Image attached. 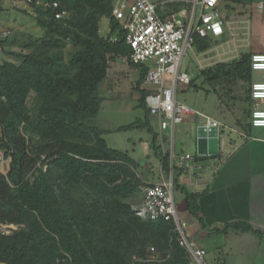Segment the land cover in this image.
<instances>
[{
  "label": "trees",
  "instance_id": "1",
  "mask_svg": "<svg viewBox=\"0 0 264 264\" xmlns=\"http://www.w3.org/2000/svg\"><path fill=\"white\" fill-rule=\"evenodd\" d=\"M25 1L41 35L10 42L0 38V53L14 59L0 56V151L9 159L7 174L0 173V224L17 227L0 232V264H192L172 221L152 220L134 210L149 185L134 159L109 147L107 131L88 122L100 112L98 92L111 64L130 53L125 32L111 15L113 1ZM60 11L67 15L55 18ZM102 18L108 20L106 36L100 33ZM219 42L196 36L193 49L200 54ZM11 46L20 50L6 49ZM128 65L138 71L135 90L141 93L138 107L144 118L115 131L146 129L161 171L168 175L169 151L150 126L148 93L140 89L148 68ZM200 71L241 89L250 100L251 54ZM192 83L190 78L186 89ZM250 128L247 122L242 130L247 134ZM172 170L174 191L204 227L201 194L181 183V168L175 164Z\"/></svg>",
  "mask_w": 264,
  "mask_h": 264
},
{
  "label": "crops",
  "instance_id": "2",
  "mask_svg": "<svg viewBox=\"0 0 264 264\" xmlns=\"http://www.w3.org/2000/svg\"><path fill=\"white\" fill-rule=\"evenodd\" d=\"M166 1V4L160 7L163 18L171 14L182 18L181 13L187 11L181 6L184 4L187 9L188 4L185 0ZM176 1L181 5H175ZM222 9L226 15L222 16ZM219 11L226 23L225 33L222 37L215 38L220 40L215 47L198 54L202 62H206L214 57L208 56L210 52H217L219 60L211 65H203L201 69L212 67L217 63L232 61L243 53H249L251 56L264 54V0H241L240 3L223 1L219 5ZM241 49L249 51L239 52ZM232 53L234 56H231ZM107 79L110 83H108L110 90L116 89L115 87L119 85L116 84L117 78L113 79L108 73ZM252 82L255 81L251 75ZM137 91L140 92V90ZM113 94H115L114 91ZM228 95L233 109L228 120L234 136L223 140L220 136L223 125L219 120L214 119L221 124L219 155L206 156L199 160L201 169L190 173L183 171L181 176L183 185L201 194L198 206L205 226L202 227L195 218L198 227L190 234L197 245L206 251L209 264H227L222 256L224 254H233L239 258L244 254L258 253L261 248L264 249V128L251 127L249 133L246 134L242 127L250 122L251 98L250 100L244 99V101L238 100L243 97V92L237 87L230 90ZM140 98L141 93L139 100ZM260 108H262L261 102ZM178 126L179 130L184 128L193 130L194 151H180L176 154L188 153L197 156L198 119L195 116H187ZM164 137L166 141H163ZM158 140L163 149H165V143L168 146L166 134H158ZM145 168L146 173L141 177L149 185L158 182L161 177L168 176L162 173L160 164L157 177L148 164ZM143 200L144 195L136 201L134 207L140 206ZM211 250L214 251V256Z\"/></svg>",
  "mask_w": 264,
  "mask_h": 264
},
{
  "label": "built area",
  "instance_id": "3",
  "mask_svg": "<svg viewBox=\"0 0 264 264\" xmlns=\"http://www.w3.org/2000/svg\"><path fill=\"white\" fill-rule=\"evenodd\" d=\"M112 1L111 15L125 32L126 43L130 49L129 55L122 60L148 68L142 89L148 93L146 104L149 119L156 120L159 135H167L170 155V173L167 177H161L158 182L144 187V200L134 210L138 215L152 220L172 221L178 233V243L189 254L191 263L209 264L206 251L197 245L186 224L177 217L172 167L176 164L190 173L201 169L197 156L206 157L175 153V129L185 117L195 116L198 126L217 128L218 131L221 127L219 122L197 113L177 100L178 90L186 89L190 83V76L181 71V64L188 51L193 49L195 37L219 38L225 33L226 23L219 11L221 0H185L191 9L183 11L182 18L176 14L163 18L160 7L166 4V0ZM52 5L58 7L57 3ZM198 9L200 13L197 17ZM66 15V11H60L55 14V18L60 19ZM251 69L253 72L264 71V54L251 56ZM250 98V126L264 128V109L260 108V102L264 101V81L251 83ZM150 252V259H154V249L150 248Z\"/></svg>",
  "mask_w": 264,
  "mask_h": 264
},
{
  "label": "rangeland",
  "instance_id": "4",
  "mask_svg": "<svg viewBox=\"0 0 264 264\" xmlns=\"http://www.w3.org/2000/svg\"><path fill=\"white\" fill-rule=\"evenodd\" d=\"M183 10L186 5L182 4ZM31 9L25 0H0V38H7L8 42L15 37L25 39L27 37L37 38L41 35V30L36 26L33 18L29 16ZM199 9L197 10V17L199 16ZM222 16L226 13L221 11ZM100 33L106 36L109 32L108 20L102 18L100 21ZM228 37V35H226ZM216 44H212L211 48ZM9 51H19L17 46L6 47ZM249 51L241 49L239 52ZM214 56L212 59L202 62L201 56L198 55L194 49L188 51L183 58L181 64V71L187 72L193 80L191 86L184 90H178L177 100L181 103L194 109L197 113L217 119L223 125L221 127L220 136L226 139L232 138L233 130L230 129L228 116L233 112L232 104L229 102L228 92L232 88L226 81H214L201 73V68L206 64H214L219 60L217 52H210L208 56ZM3 60L14 59L4 52L0 53ZM234 56V53L231 54ZM240 56V55H239ZM239 56L237 58H239ZM235 58V59H237ZM121 72V73H119ZM109 74L113 79L117 78L116 84H119L116 89L110 90L107 79L103 84L98 94L102 98L100 112L95 119L89 120V124L96 125L107 131L104 136L109 147L116 148L122 151H127L129 155L135 160L137 164V172L140 175H145L146 165H149L155 177L159 171V161L155 157L151 148L152 134L146 129H137L125 132H116V127L125 126L142 120L144 118V110L138 107L140 92L134 89L138 80L137 70L131 68L128 63H125L122 58H117L111 64ZM120 74V75H118ZM253 81H264V71L252 72ZM110 84V83H109ZM113 91L115 94H113ZM240 91V90H239ZM243 97L238 100L244 101ZM262 108H264V101H261ZM150 126L154 133L158 134V127L154 118L149 119ZM193 130L183 129L179 130V126L175 130L174 147L175 153L180 151L193 152ZM165 149L168 148L164 144ZM43 167V166H42ZM45 167V166H44ZM43 167V168H44ZM9 169V159L5 158L3 152L0 151V173L6 175ZM141 195L139 199L142 197ZM175 208L178 219L186 224L189 232H192L198 223L195 218L186 211L183 195L174 191ZM17 227L14 225L0 224V232L9 234ZM225 252V251H224ZM212 256L214 251L211 250ZM227 264H264V249L261 248L258 253H250L238 256L222 255Z\"/></svg>",
  "mask_w": 264,
  "mask_h": 264
},
{
  "label": "water",
  "instance_id": "5",
  "mask_svg": "<svg viewBox=\"0 0 264 264\" xmlns=\"http://www.w3.org/2000/svg\"><path fill=\"white\" fill-rule=\"evenodd\" d=\"M3 128L0 125V140ZM196 152L200 156H217L219 153V131L217 128L198 126L196 129Z\"/></svg>",
  "mask_w": 264,
  "mask_h": 264
}]
</instances>
